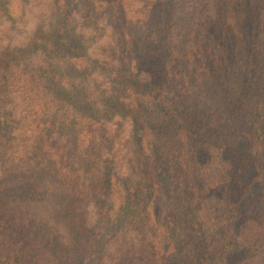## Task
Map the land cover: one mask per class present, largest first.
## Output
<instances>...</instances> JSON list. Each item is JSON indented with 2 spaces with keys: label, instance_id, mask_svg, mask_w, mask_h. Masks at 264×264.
Wrapping results in <instances>:
<instances>
[{
  "label": "trees",
  "instance_id": "obj_1",
  "mask_svg": "<svg viewBox=\"0 0 264 264\" xmlns=\"http://www.w3.org/2000/svg\"><path fill=\"white\" fill-rule=\"evenodd\" d=\"M0 264H264V0H0Z\"/></svg>",
  "mask_w": 264,
  "mask_h": 264
}]
</instances>
